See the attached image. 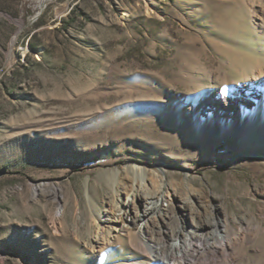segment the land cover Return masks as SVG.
<instances>
[{"label":"rangeland","instance_id":"1","mask_svg":"<svg viewBox=\"0 0 264 264\" xmlns=\"http://www.w3.org/2000/svg\"><path fill=\"white\" fill-rule=\"evenodd\" d=\"M41 8L0 0V264H168L135 245L166 239L187 201L189 222L244 237L231 264H264V105L214 108L264 81V0H55L34 19ZM139 164L169 217L92 248L109 177L133 200Z\"/></svg>","mask_w":264,"mask_h":264},{"label":"bare ground","instance_id":"2","mask_svg":"<svg viewBox=\"0 0 264 264\" xmlns=\"http://www.w3.org/2000/svg\"><path fill=\"white\" fill-rule=\"evenodd\" d=\"M40 7H44L55 0H32ZM261 72V71H260ZM250 80V76H246ZM264 105V81H259L257 86L252 82L240 84L234 92H228L222 100L214 102L216 110L238 111L235 118L238 119L242 107L253 105ZM239 127L244 123L236 120ZM259 138L254 134L246 133L242 139L252 140ZM129 172V171H128ZM129 175V174H128ZM134 199L122 201L120 192L126 187H122V173L115 171L109 177L107 184L113 194L106 203L103 214L92 208V218L98 224V230L92 235L90 246L98 251L103 250L113 237L119 234L141 233L147 238L148 227L151 219L155 216L167 220L170 210L163 203L164 189L163 183L154 178L150 170L141 164L134 165L130 169ZM130 177V176H129ZM135 184L141 185V189H136ZM182 203L183 213L186 218L182 219L176 228L166 230V239L148 238L139 242L137 246L141 251L149 254L151 258H158L168 264H231L234 260L233 254L229 251L230 246H236L244 240V237H233V231L225 227L220 231L217 224L209 219L195 220L189 222V217H193L191 207ZM130 229V230H129ZM216 241H212L213 239ZM212 253L211 257H205ZM211 255V254H210Z\"/></svg>","mask_w":264,"mask_h":264},{"label":"trees","instance_id":"3","mask_svg":"<svg viewBox=\"0 0 264 264\" xmlns=\"http://www.w3.org/2000/svg\"><path fill=\"white\" fill-rule=\"evenodd\" d=\"M75 13H76L75 11L71 12V13H70V16H69V19H73V15H74ZM69 24H70V23H69ZM30 46H31L32 49H36V45H34V44L31 43Z\"/></svg>","mask_w":264,"mask_h":264},{"label":"water","instance_id":"4","mask_svg":"<svg viewBox=\"0 0 264 264\" xmlns=\"http://www.w3.org/2000/svg\"><path fill=\"white\" fill-rule=\"evenodd\" d=\"M44 8H45V6H44V7H42V8H41V11H40V12H38V13L35 15L34 19H36L37 17H39V16H40V14H41V13H42V11L44 10Z\"/></svg>","mask_w":264,"mask_h":264}]
</instances>
